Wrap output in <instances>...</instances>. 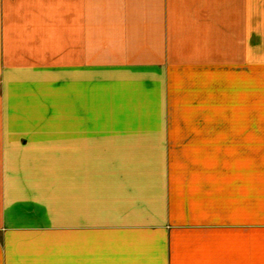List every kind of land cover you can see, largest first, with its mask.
Returning a JSON list of instances; mask_svg holds the SVG:
<instances>
[{"label":"crops","instance_id":"obj_1","mask_svg":"<svg viewBox=\"0 0 264 264\" xmlns=\"http://www.w3.org/2000/svg\"><path fill=\"white\" fill-rule=\"evenodd\" d=\"M251 101L264 0H0V264H264Z\"/></svg>","mask_w":264,"mask_h":264},{"label":"rangeland","instance_id":"obj_2","mask_svg":"<svg viewBox=\"0 0 264 264\" xmlns=\"http://www.w3.org/2000/svg\"><path fill=\"white\" fill-rule=\"evenodd\" d=\"M221 69L218 70L219 73V78H218V86L217 89L213 90V93L211 95L212 97V103L216 105V109L218 112L217 116V123L219 124V133H218V156L224 157L226 155V133L225 129L227 127V123H230V117L226 113V107H225V85H224V71H220ZM252 98V97H251ZM257 109H253V104L251 101V109L249 111V115L245 117L244 122L248 124L249 130H250V144H249V155L250 156H257V154L264 156V147L262 146L264 136H261L260 133L258 132V126L260 124H264V113L261 115H257L256 112ZM264 112V109L260 110ZM261 112V113H262ZM237 117H234V123L239 122V124L242 122V116L241 119L237 120ZM214 119V117H213ZM259 145L260 147H258ZM241 149V148H240ZM239 148H235V150H240ZM224 161V160H223ZM262 166L264 164H261ZM251 166H257L256 165V160L251 162ZM262 171V170H261ZM255 172V171H254ZM262 186L264 187L263 181H259ZM256 187L259 186L257 182L255 183ZM252 197V196H251Z\"/></svg>","mask_w":264,"mask_h":264}]
</instances>
